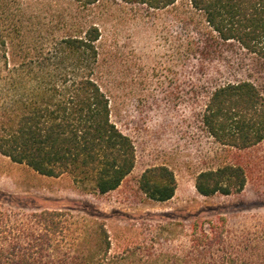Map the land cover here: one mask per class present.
Instances as JSON below:
<instances>
[{"label": "trees", "instance_id": "16d2710c", "mask_svg": "<svg viewBox=\"0 0 264 264\" xmlns=\"http://www.w3.org/2000/svg\"><path fill=\"white\" fill-rule=\"evenodd\" d=\"M68 1L59 10L42 5L50 12L44 18L13 7L15 0H0V153L43 176L69 174L106 195L121 187L137 158L133 139L112 119L100 64L102 29L96 21L111 0ZM112 1L147 13L175 7L176 20L188 31L179 42L185 59L227 46L247 56L254 74L215 88L203 124L224 146L244 150L264 142V0H182V7H176L180 0ZM138 183L139 192L156 202L171 200L177 190L174 172L164 165L146 169ZM246 184L244 167L228 163L201 171L195 187L208 197L241 193ZM21 237L31 242L19 255ZM11 240L16 251L0 253V264H48L39 252L55 246L64 264H189L139 247L112 253L104 224L63 209L20 218L0 213V244ZM194 264L240 263L223 257Z\"/></svg>", "mask_w": 264, "mask_h": 264}, {"label": "rangeland", "instance_id": "374dc122", "mask_svg": "<svg viewBox=\"0 0 264 264\" xmlns=\"http://www.w3.org/2000/svg\"><path fill=\"white\" fill-rule=\"evenodd\" d=\"M66 2L15 0L13 7L47 18L50 12L42 5L59 10L70 6ZM182 5L180 0L176 7ZM83 13L86 17V9ZM174 13L175 7L147 13L111 0L96 21L102 29L100 64L112 119L136 146L135 169L121 187L99 195L69 174L43 176L0 153V213L18 218L52 209L88 213L108 230L112 253L139 247L189 264L223 257L264 264V142L244 150L221 145L202 118L215 88L254 74L251 61L229 46L185 59L179 42L188 31ZM258 69L255 76L264 77ZM228 163L246 170L245 189L232 195L199 194L198 174ZM161 165L177 181L175 196L166 202L149 200L138 189L143 172ZM13 242L0 244L1 256L15 253ZM30 242L21 237L22 250L16 254L26 253ZM56 249L39 255L48 264H64L63 252Z\"/></svg>", "mask_w": 264, "mask_h": 264}]
</instances>
